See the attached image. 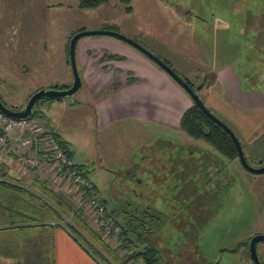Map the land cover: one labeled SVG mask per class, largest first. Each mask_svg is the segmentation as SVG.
I'll return each instance as SVG.
<instances>
[{
    "label": "rangeland",
    "instance_id": "obj_1",
    "mask_svg": "<svg viewBox=\"0 0 264 264\" xmlns=\"http://www.w3.org/2000/svg\"><path fill=\"white\" fill-rule=\"evenodd\" d=\"M30 1L39 6L34 15L35 23L40 25L41 39L51 26L50 31L56 32L55 42L47 48L48 61L39 55H36L38 60L28 61L30 74H20L17 91L0 83V88L5 86L6 90H0V96L10 109L24 108L30 96L42 90L38 88L60 90L64 87L60 86L61 82L68 76L72 78V69L65 74L61 68L62 57H67L69 65L70 59L69 46L64 53L60 42L71 30V21L75 24L77 20H87L92 26L108 23L127 38L132 32L143 44L150 38L143 28L137 30L141 21L145 27L161 30L169 38L190 40L206 29L202 25L215 26L217 54L225 53L234 64L249 57L250 66L258 71V76L261 78L264 73V62L257 61L256 47L258 38L264 37V22L260 23L264 0H130L128 5L109 0L104 6L86 12L78 10V0H24L26 10ZM77 13L88 15L76 19ZM28 15L27 10L25 21L29 20ZM190 40L188 45H192ZM221 40L225 44H219ZM153 52L160 56L159 52ZM34 64L42 70L36 71ZM48 64L51 69L43 70ZM192 79L191 83L196 85ZM258 85L262 84L258 82ZM38 107L47 115L50 126L58 130L72 162L96 187L99 200L111 217L122 218L124 215L117 214V208L125 210L124 202L129 200L135 206L161 211L164 221L152 241L161 264H254L249 242L255 236H264V173H251L238 159H226L206 142L157 125L122 121L100 129L94 110L81 90L58 100H43ZM210 112L237 134L221 114ZM241 143L248 164L253 168L264 166V136L251 147L242 140ZM165 147L179 152L169 158L180 159L182 165L166 169L163 179L159 161L165 157L157 150ZM150 160H154L153 164L148 163ZM209 160L212 166L205 169ZM136 179L138 184L134 182ZM7 195L12 210H31L26 197L12 191ZM84 214L88 225L95 229L94 216ZM67 223L75 225L71 219ZM56 230L99 264H107L73 228L57 224ZM10 237L11 234L0 233L1 239ZM108 244L115 247L114 243ZM256 253L260 264H264V242L256 245Z\"/></svg>",
    "mask_w": 264,
    "mask_h": 264
},
{
    "label": "crops",
    "instance_id": "obj_2",
    "mask_svg": "<svg viewBox=\"0 0 264 264\" xmlns=\"http://www.w3.org/2000/svg\"><path fill=\"white\" fill-rule=\"evenodd\" d=\"M35 8L39 9V6H35L34 1L27 4L29 20L25 21L24 14L27 10L24 0H0V83L10 86L13 91L18 90L16 82L19 81L20 74L29 71L31 64L28 61L38 60V57L48 61L47 48L51 42H55L56 32L53 29L50 31L51 26L48 28L49 32L46 29L41 39L40 25L38 22L35 23ZM78 10L86 12V10ZM87 15V13L84 15L77 13L75 17L80 19ZM263 16L260 23L264 22ZM71 24L73 25L71 30L64 34L60 42L64 53L71 37L78 32L86 30L117 32V29L105 22L92 26L87 20H77L75 24L71 21ZM136 27L138 31L143 28V31L148 33L145 35L150 39H145L146 44L136 40L137 35L132 32L128 37L152 54H154L153 51L159 52L160 56L154 55H158L159 59L167 62L180 76L190 82V78H193L196 85H202V102L209 111L213 110L221 114L235 127L237 131L235 135L241 145L242 140L246 146H253L264 136V73L262 72L261 78L258 76V71L250 66L249 57H244L240 60L241 63L234 64L225 53L217 54L215 26L202 25L201 28L206 29H202L201 35L194 37L193 40L169 38L161 30L145 27L142 21ZM193 28L195 31V27ZM189 40L192 45L187 44ZM219 44H225V40H221ZM256 47L259 52L257 61L262 63L264 62L262 57L264 56V37L258 38ZM169 50L175 52L177 56L175 57V54ZM104 54L120 56L123 60H101ZM61 63L63 72L67 74V70H71V67L65 55ZM75 63L81 79L78 91L81 90L89 100L94 110L96 124L100 129L123 121L141 125H157L171 132H181L180 118L185 110L192 106V100L163 70L135 48L111 36L82 37L75 46ZM34 65L36 71L42 70L41 66ZM49 69H51L49 64L43 66V70ZM127 80L132 82L128 84ZM258 82L262 85H258ZM71 84L72 78L68 76L60 86L63 85L62 90H66ZM4 89L5 86L0 88L1 91H6ZM39 119L47 130L58 135L61 140L58 130L50 126L49 119L42 110ZM157 152L165 157L159 161L163 179L166 169L178 168L182 165L180 159L169 158L179 155V152H175L174 149L165 147L158 149ZM153 161L150 160L148 163L153 164ZM211 166L209 160L205 162L204 168H211ZM36 176L38 175L33 172L28 173L22 170L11 155L5 154L0 149L1 182L19 184L39 197L38 191L32 184ZM8 191H10L9 188L0 186V233L11 234L10 238H0V264H99L97 260L84 254L56 230L55 222L48 221L46 223L49 224L45 227H39L36 222L22 223L24 216L40 219V200L29 194H22L32 208L23 210L25 212H18L10 208ZM134 195H137V189ZM86 212L84 210V213ZM10 217L14 221L17 220L16 224H9L12 221ZM18 226L26 227L19 230L12 229ZM75 229L78 230V228ZM79 231L82 237L87 239L81 229Z\"/></svg>",
    "mask_w": 264,
    "mask_h": 264
},
{
    "label": "trees",
    "instance_id": "obj_3",
    "mask_svg": "<svg viewBox=\"0 0 264 264\" xmlns=\"http://www.w3.org/2000/svg\"><path fill=\"white\" fill-rule=\"evenodd\" d=\"M109 0H78V9L92 10L99 6L106 4ZM121 3L128 5L130 0H120ZM126 11L130 9L126 7ZM114 59L123 60V57L104 54L101 60ZM165 62V61H164ZM169 65L167 62H165ZM175 71V70H174ZM176 72V71H175ZM179 75V74H178ZM180 76V75H179ZM192 89L198 85L192 84L190 81L180 76ZM174 81V80H173ZM132 80H127L126 83H131ZM175 82V81H174ZM176 83V82H175ZM177 84V83H176ZM178 85V84H177ZM179 86V85H178ZM180 87V86H179ZM61 88L60 90H62ZM182 89V88H181ZM201 98V90L199 92ZM0 100L2 101L1 97ZM202 100V99H201ZM43 99L39 100L33 108V112L29 118H35L40 121L41 110L38 104ZM4 104V102L2 101ZM12 110H17L13 108ZM179 129L186 136L194 139L206 142L209 146L215 149L220 155L228 160L238 159L236 147L231 138L225 133L218 125L210 121L204 113L192 102V106L189 107L182 114L179 122ZM58 139L60 145L66 151V155L72 162L71 153L67 149L65 143L59 139L58 135L54 134ZM242 150H243V145ZM73 166L79 169L77 165L72 162ZM84 175V174H83ZM86 177V175H84ZM87 178V177H86ZM32 184L35 186L39 193V197H36L30 191L20 186L19 184H12L10 182L0 181V186L9 188L13 193L23 196L22 194H29L40 200V219H31L24 216V224L36 222L39 227L48 226L49 223L55 222L56 224H66V217H70L74 226H70L79 235L80 229L84 233L87 239L84 240L94 249L97 255L107 264H161L158 250L152 243L154 239V233L160 231L162 222V214L151 207L135 206L132 201H126L125 210L117 208V214L120 212L124 216L122 218L111 217L105 208V205L100 200V204L104 209V217L107 221L112 223L111 232L118 233L119 246L112 248L106 238H102L100 231H96L94 228L88 225L85 220L84 208H76V204L73 196H64L57 193L46 183V180L36 176L33 178ZM94 186V184H93ZM95 191L96 187L94 186ZM128 208V209H127ZM17 220L10 221V225L16 224ZM26 226L13 227V230L23 229ZM78 228L76 230L75 228ZM154 231V232H153ZM82 236V235H81Z\"/></svg>",
    "mask_w": 264,
    "mask_h": 264
},
{
    "label": "built area",
    "instance_id": "obj_4",
    "mask_svg": "<svg viewBox=\"0 0 264 264\" xmlns=\"http://www.w3.org/2000/svg\"><path fill=\"white\" fill-rule=\"evenodd\" d=\"M0 149L11 155L22 170L46 180L57 193L73 196L76 208L83 207L94 216L95 230L100 231L101 237L119 246L118 233L111 232L112 223L104 217L93 184L73 166L54 133L38 119H15L0 113ZM69 219L66 217L67 225Z\"/></svg>",
    "mask_w": 264,
    "mask_h": 264
},
{
    "label": "water",
    "instance_id": "obj_5",
    "mask_svg": "<svg viewBox=\"0 0 264 264\" xmlns=\"http://www.w3.org/2000/svg\"><path fill=\"white\" fill-rule=\"evenodd\" d=\"M111 36L113 38H116L131 47L135 48L137 51H139L141 54H143L146 58H148L150 61H152L155 65H157L161 70H163L172 80H174L190 97L192 102L204 113V115L213 123L218 125L227 135L231 138L233 141L237 154H238V160L241 163V165L249 172L254 174H262L264 173V166L260 168H253L251 167L242 150V146L237 138V136L234 134V132L226 126L222 121H220L216 116H214L204 105L201 98L199 97V92L202 88V85H198L194 89H192L169 65H167L164 61L159 59L157 56L152 54L150 51L146 50L143 46H141L136 41L129 39L122 34L111 31V30H100V31H82L74 34L69 43V59H70V65L72 69V84L71 86L66 90H39L36 93H34L30 98L28 99L26 105L24 108L20 110H12L8 107H6L2 101L0 100V113L3 115L15 118V119H25L31 116L33 112V108L36 105V103L43 99V100H58L66 96H72L78 90L81 86V79L77 71L76 63H75V46L77 41L82 37L87 36ZM259 242H264V236H255L253 237L249 242V254L252 262L254 264H260L259 258L256 253V245Z\"/></svg>",
    "mask_w": 264,
    "mask_h": 264
},
{
    "label": "flooded vegetation",
    "instance_id": "obj_6",
    "mask_svg": "<svg viewBox=\"0 0 264 264\" xmlns=\"http://www.w3.org/2000/svg\"><path fill=\"white\" fill-rule=\"evenodd\" d=\"M134 182H135V183H138V180L136 179ZM133 192H134V190H133Z\"/></svg>",
    "mask_w": 264,
    "mask_h": 264
}]
</instances>
